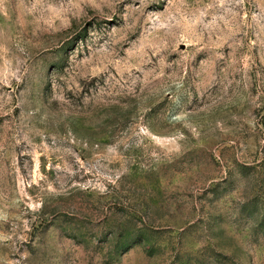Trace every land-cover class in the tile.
Segmentation results:
<instances>
[{
    "label": "rangeland",
    "instance_id": "obj_1",
    "mask_svg": "<svg viewBox=\"0 0 264 264\" xmlns=\"http://www.w3.org/2000/svg\"><path fill=\"white\" fill-rule=\"evenodd\" d=\"M0 264H264V0H0Z\"/></svg>",
    "mask_w": 264,
    "mask_h": 264
}]
</instances>
